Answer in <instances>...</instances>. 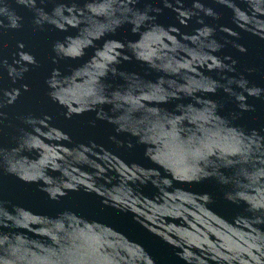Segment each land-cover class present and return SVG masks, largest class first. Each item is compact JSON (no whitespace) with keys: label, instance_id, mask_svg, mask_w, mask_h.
<instances>
[{"label":"water","instance_id":"95a60500","mask_svg":"<svg viewBox=\"0 0 264 264\" xmlns=\"http://www.w3.org/2000/svg\"><path fill=\"white\" fill-rule=\"evenodd\" d=\"M0 264H264V0H0Z\"/></svg>","mask_w":264,"mask_h":264}]
</instances>
